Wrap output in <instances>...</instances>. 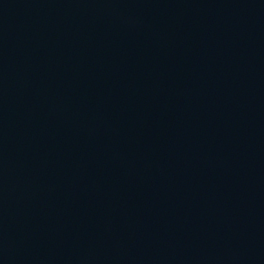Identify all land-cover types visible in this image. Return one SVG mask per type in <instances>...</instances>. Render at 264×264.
<instances>
[{
    "label": "water",
    "instance_id": "water-1",
    "mask_svg": "<svg viewBox=\"0 0 264 264\" xmlns=\"http://www.w3.org/2000/svg\"><path fill=\"white\" fill-rule=\"evenodd\" d=\"M0 264H264V0H0Z\"/></svg>",
    "mask_w": 264,
    "mask_h": 264
}]
</instances>
